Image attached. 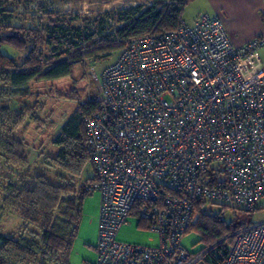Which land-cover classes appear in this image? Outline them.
<instances>
[{"label":"built area","instance_id":"1","mask_svg":"<svg viewBox=\"0 0 264 264\" xmlns=\"http://www.w3.org/2000/svg\"><path fill=\"white\" fill-rule=\"evenodd\" d=\"M264 36L236 45L218 15L181 19L173 31L132 37L101 78L99 107L83 119L98 195L93 264H264V222L189 250L194 202L262 210ZM131 216L157 244L120 241ZM197 244V239L191 245Z\"/></svg>","mask_w":264,"mask_h":264},{"label":"trees","instance_id":"2","mask_svg":"<svg viewBox=\"0 0 264 264\" xmlns=\"http://www.w3.org/2000/svg\"><path fill=\"white\" fill-rule=\"evenodd\" d=\"M3 1L0 0V7ZM187 1L153 0L151 5L144 9L141 6L122 9L121 14L118 15L119 20L115 22L120 26L99 39L97 35L100 34L101 21L96 23L97 30L93 33L80 27L59 29L58 32L49 36L48 41L54 47L60 46L65 48L66 53H71L66 60L60 62L38 60L37 38L33 30L4 26L0 22V85H2L0 99H5L8 94L25 97L29 94L27 83L36 76L38 79L48 80L68 76L72 67L84 62V58H100L115 49L121 51L132 37L175 30L182 19ZM95 45L96 48H94ZM9 50L15 51V55H8L6 52ZM67 98L72 100L76 96L71 93ZM98 107L97 100L78 103L76 110L65 121L52 141L58 148L56 155L50 158L52 164L70 174L80 175L89 161L94 174L93 164L86 149L83 119L96 111ZM24 117V112L19 111V115L15 117L13 125L6 131L5 136L0 135V150L11 154L22 165L27 163L24 144L14 138L12 133ZM31 181V187H23L17 192L16 198L20 207L15 209L24 222H37L34 212H39L48 220L37 241L22 236L14 238L0 233V264H68L82 212V200L91 194L88 186L95 181V174L85 180L76 191H67L65 187H54L38 175ZM205 205L203 202H194V212L198 214V219L196 218L188 230L198 234L197 244L205 246L213 244L237 228L250 223L245 217H240L239 220L235 218L236 210H232L235 215L233 219L226 222L224 214L229 208L214 204L220 206L219 211L215 212L207 210ZM54 211H60L59 216L52 217ZM224 254L225 244L220 243L209 252L206 259L211 264H216Z\"/></svg>","mask_w":264,"mask_h":264},{"label":"rangeland","instance_id":"3","mask_svg":"<svg viewBox=\"0 0 264 264\" xmlns=\"http://www.w3.org/2000/svg\"><path fill=\"white\" fill-rule=\"evenodd\" d=\"M153 0H4L0 7V22L4 26H13L33 30L36 34V53L40 62H60L66 60L71 53L65 48L54 47L48 41L49 36L57 30L80 27L89 33L96 32V23L101 21L97 39L109 35L116 27L122 9L150 6ZM185 16V15H184ZM98 32V31H97ZM57 48V49H55ZM96 48V45L94 46ZM4 49V47H3ZM2 49V50H3ZM5 51V50H4ZM8 55L14 56L15 51L9 50ZM120 53L115 49L100 58H84V62L72 67L68 76L58 79H38L37 76L27 83L29 94L17 97L8 94L0 99V135L13 125L15 117L24 112L25 117L13 137L23 142L27 163L22 165L6 151L0 150V233L14 238L26 237L38 240L47 218L39 212H34L37 222H24L17 209L19 202L16 194L23 187H31L34 176H42L54 187H65L67 191H76L83 182L93 177V169L88 161L80 175L65 172L52 164L50 158L58 151L52 143L60 132L62 125L76 110L79 102L97 100L101 83L93 78H101L105 67L112 64ZM2 88V85H0ZM76 98L70 100L68 95ZM2 105L4 107H2ZM94 193V192H93ZM82 200V212L73 239L68 264H93L95 248L91 242L93 234L92 215L94 194ZM263 209L243 214L235 211L238 220L245 217L250 223L264 222ZM207 210L219 211L220 206L207 203ZM241 213V214H240ZM60 211H54L52 217L59 216ZM198 216V214H197ZM235 215L227 209L224 219L229 222ZM198 219V217H197ZM135 220V221H133ZM126 230L131 233L132 240L141 244H157L155 234L140 229L141 222L136 216H131ZM139 222V223H138ZM199 238L194 231L188 232L183 238V244L189 250H197L200 244L191 245L192 240ZM200 264H211L205 259Z\"/></svg>","mask_w":264,"mask_h":264},{"label":"crops","instance_id":"4","mask_svg":"<svg viewBox=\"0 0 264 264\" xmlns=\"http://www.w3.org/2000/svg\"><path fill=\"white\" fill-rule=\"evenodd\" d=\"M204 12L218 15L222 19L230 39L236 45H240L255 36H264V0H188L183 9L182 20L191 23ZM252 61L259 62L261 69L264 70V46L256 51ZM93 194L95 195L93 200L94 208L93 212H90L93 218L91 242L95 246L99 200L97 193ZM129 220L118 231L117 238L120 241L132 244L147 245L131 239V233L126 230V227L129 226ZM136 225L140 229L149 232L144 222L141 224L136 223Z\"/></svg>","mask_w":264,"mask_h":264}]
</instances>
